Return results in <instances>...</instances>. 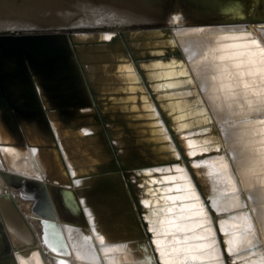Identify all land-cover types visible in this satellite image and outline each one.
<instances>
[{"label":"bare ground","instance_id":"6f19581e","mask_svg":"<svg viewBox=\"0 0 264 264\" xmlns=\"http://www.w3.org/2000/svg\"><path fill=\"white\" fill-rule=\"evenodd\" d=\"M254 19H264V0H0V30H90L69 35L109 150L97 131L63 130L52 120L71 177L66 190L35 179L70 183L57 152L27 133V157L0 123V197L12 195L47 264H264V29L258 37L181 27L179 44L170 31L176 22ZM106 24L113 28L88 29ZM120 161L153 164L127 168L137 200L122 169L113 181L122 190L102 187V174ZM2 209L14 240H28L7 199ZM7 243L3 230L0 251ZM17 260L44 264L38 250Z\"/></svg>","mask_w":264,"mask_h":264},{"label":"water","instance_id":"95a60500","mask_svg":"<svg viewBox=\"0 0 264 264\" xmlns=\"http://www.w3.org/2000/svg\"><path fill=\"white\" fill-rule=\"evenodd\" d=\"M106 25L108 27L102 29H88L99 31L105 29L111 30L113 28L108 24ZM181 27L244 29L247 32H251L253 36L260 37L262 29H264V19L214 23L207 22L201 24H180L176 22L170 27V31L176 38V41L177 35L175 34V30ZM85 29L87 28L20 27L15 30H0V123L10 137L7 143L12 145V147L24 148V153L29 157L31 149L34 146L31 143L27 144L26 134L29 133L41 141L39 142L41 146L47 148V150L51 149L56 151L61 160L60 166L62 170H64L70 183L63 184L50 175H44L43 178L35 179H44L49 183L65 187L64 189L66 190L71 188L72 182L59 143L53 131L52 120L63 130L77 131L83 128H89L91 132L97 131L95 134L99 135L100 139H102L103 142L101 145L104 147V150H109L106 144V138L104 137L105 132L102 127L101 118L98 110L94 106V98L88 84V79L69 35L71 32L90 31ZM118 32L120 35H123L122 30ZM260 40L264 44V41L262 39ZM179 51L185 56L188 62L183 48L180 47ZM92 127H95L94 130H91ZM85 134L87 133H81L80 137H84ZM174 139H176L175 134ZM148 148H151L149 143ZM224 150L225 148L221 147L218 150L205 152L201 154V156L205 158V155L208 153L215 151L222 153ZM181 153L182 158L187 157L182 150ZM138 156L139 155L134 154V157ZM111 157H113V155H111ZM114 157L115 159H120V155L116 151ZM172 161L174 160H168L170 163ZM156 163L163 164L161 161ZM186 164L189 170H191V174L202 193V197L212 212L214 221L217 224V218L214 215L206 194L203 192L199 181L189 165V160H187ZM118 165L119 167H116L113 171L102 174L106 176L104 179L106 183H104L105 185L102 187L112 191H116L117 189L119 191L122 190L123 185L121 181L113 183V181L117 179V171L122 169L124 180L127 182L133 198L137 200L136 193L132 189V183L128 179L127 168L131 167L141 170L142 167L148 168L153 164L145 162L126 166L120 161ZM94 175L101 174L96 173ZM3 199H7L10 202L12 211L28 232V240L15 241L12 237L9 224L6 221L7 215L2 209ZM125 199L128 201L127 196H125ZM139 212L141 213L140 209ZM0 221L3 226V228L0 226V232L4 230L8 237V247L6 250H9V244L13 249L12 252H5L6 250L0 251V264H12L13 260L15 264H19L17 254L23 255L31 250H38L44 264H47V260L45 259L32 227L9 192H5V194L0 197ZM50 221L58 223L54 219H50ZM218 234L224 249L221 232L218 231ZM224 254L227 258L225 249ZM227 262L230 264L229 259H227Z\"/></svg>","mask_w":264,"mask_h":264},{"label":"snow or ice","instance_id":"6c2138e0","mask_svg":"<svg viewBox=\"0 0 264 264\" xmlns=\"http://www.w3.org/2000/svg\"><path fill=\"white\" fill-rule=\"evenodd\" d=\"M143 67V66H142ZM195 167V166H194ZM143 203L147 204L148 202L147 201H143Z\"/></svg>","mask_w":264,"mask_h":264}]
</instances>
